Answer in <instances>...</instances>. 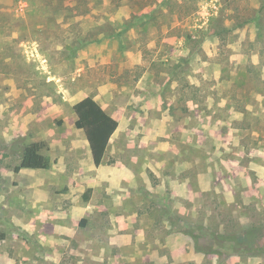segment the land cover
I'll return each instance as SVG.
<instances>
[{
  "label": "rangeland",
  "instance_id": "rangeland-1",
  "mask_svg": "<svg viewBox=\"0 0 264 264\" xmlns=\"http://www.w3.org/2000/svg\"><path fill=\"white\" fill-rule=\"evenodd\" d=\"M86 96L123 112L119 138L127 125L158 120L154 106L164 107L167 126H194L195 138L200 128V163L189 158L183 172L178 159L200 197L176 199L186 209L199 200V211L151 210L175 198L166 193L170 180L150 171L154 193L139 180L126 199L124 182L107 194L101 180L119 139L110 143L109 165L96 167L76 133L73 105ZM232 138L264 151V0H0V264H114L111 245L96 259L104 239L133 231L97 211L106 197L122 209L140 204L139 250L126 247L132 264H264L262 199L255 190L231 196L225 176H213L214 167L223 173ZM34 141L46 143L51 167L15 171ZM182 180L171 183L181 190ZM157 215L181 222L148 223ZM254 225L260 232L247 239ZM220 233L233 239L220 244L213 237ZM195 234L216 251H197ZM181 242L185 258L177 261L171 253ZM155 247L163 258L150 253Z\"/></svg>",
  "mask_w": 264,
  "mask_h": 264
},
{
  "label": "crops",
  "instance_id": "crops-1",
  "mask_svg": "<svg viewBox=\"0 0 264 264\" xmlns=\"http://www.w3.org/2000/svg\"><path fill=\"white\" fill-rule=\"evenodd\" d=\"M106 111L107 109L105 106H102ZM156 107V111H158L161 116L158 120H155V122H147L145 121L144 124H136L134 126L127 125V134L122 135L119 138V135L125 131V128L122 127L121 124V118L123 112H116L111 113L108 112L113 118H115L118 121V127L116 131L113 133V135L110 138L108 147L106 149L104 158L101 162V164L98 167H102L104 164L109 165L110 158L108 157V149L110 146V143L113 139L117 140L119 139L118 146L115 149L114 158H112V170L106 172L102 177V184L105 186L107 194L115 195V193L118 190L117 187L121 186V183L124 182L127 183L129 187H131L128 192L125 193L124 199L127 198V195H131L134 192L133 185H138L139 180H143L146 187L150 189V191L153 193L155 192L153 189L152 184V177L150 175V172H153L156 177L168 178L170 180V192L167 191L166 193L170 195L171 197L175 198V201H168L164 199L162 207H152L151 210H165L169 214L170 211H178V213H181V215H184L185 210H192L195 209L199 211L200 209V202L198 200L197 206L195 208V203L193 202L192 208H185L184 204L179 203L178 200H184L187 199L189 196H193V199L197 197L199 199L200 197V187H197V189L194 188V185L191 184L185 175L183 176L182 173L184 172V163L188 162L189 158H192L193 165L195 161L197 164L200 163V143H201V137H200V128L197 126L196 130L198 131V137L195 138L194 126H188L186 127L184 123H169V126L166 125V113L164 110V107L154 106ZM76 118V117H75ZM137 131H142L144 136L141 133H137ZM192 133V138H190V134ZM79 137L81 138V144H84V148H87L88 140L86 138V135L83 131V129H78L76 132ZM83 133L85 135V138L83 136ZM197 136V134H195ZM124 139L126 140L124 144L122 145ZM235 140V138H234ZM233 138L229 140V144L226 145V152L225 154H228L227 156H224L222 160H220L221 163L224 165V171L223 173H220V170L217 169V167H214V178H220L222 175L226 178V183L229 188V194L231 196H235L240 194L241 197H249V195L254 194V190L256 193V196L261 201L264 207V158L261 156V153H264L262 147L261 148H253L250 146H246L244 142L237 143L234 141ZM189 144L193 147H196L197 151L193 149L191 152V155L189 156V152H187L184 149V145ZM125 147L129 149L127 158L125 157ZM87 151V150H86ZM92 156V155H91ZM172 158V159H171ZM181 158V168L178 166V159ZM249 158V159H247ZM259 159V160H258ZM173 164V166H172ZM150 171V172H149ZM200 171H197V175L200 178ZM240 176L239 178L242 179L241 183L236 182V177ZM180 179L182 180L181 184V190L175 189V187L172 185V181ZM134 187V188H135ZM174 188V189H173ZM173 189V190H172ZM136 193L139 194L138 189L136 188ZM129 193V194H128ZM157 193V192H156ZM198 195V196H195ZM195 196V197H194ZM189 199V198H188ZM114 204H109L107 197L104 198V201L100 202L97 206L98 212H104V214H107L108 211L112 212V220L113 225H117L120 222H123L126 227H128L130 230L133 231V234L135 235L134 240H138L140 235L143 234L140 227L137 229L135 227L136 223H138V214L136 213L137 210L140 209V204H135L132 207H128L122 209V204H120V201L116 202L113 200ZM242 203V202H241ZM240 203V204H241ZM139 205V206H138ZM117 207H119L117 209ZM165 209H164V208ZM119 210V211H117ZM120 210H132L133 213H128L123 218H120L119 215H117V212H120ZM164 215V214H162ZM118 216V218H117ZM116 217V219H115ZM150 221V224H155L156 222H163L166 223L165 226H171L172 223L175 225H178L181 220L179 218H160L159 215L155 217H152L148 220V223ZM173 221V222H172ZM133 234L130 233L129 235H123L122 234H111L112 239H104L102 243V249H100V254H97L96 259H105V252H107V248L111 245L113 251L116 250V253L109 254L108 257L112 258L114 260V264H122V260L128 261V264L133 263L132 257L126 253V247H129V249L139 250L138 244H136L133 241ZM181 247L179 248L178 245L172 250L171 257L178 260H182L185 258L183 254V242H181ZM158 247L153 248L150 253L156 252ZM87 254H90V251H84ZM147 254V252H144ZM158 257H162V248L159 250ZM193 253V252H192ZM167 254V253H166ZM194 255L196 254V251H194ZM128 257V258H127ZM145 259H148L147 257H150L149 254L147 256H143ZM164 258L166 259L168 263V255H165ZM104 263V262H103Z\"/></svg>",
  "mask_w": 264,
  "mask_h": 264
},
{
  "label": "trees",
  "instance_id": "trees-1",
  "mask_svg": "<svg viewBox=\"0 0 264 264\" xmlns=\"http://www.w3.org/2000/svg\"><path fill=\"white\" fill-rule=\"evenodd\" d=\"M76 115L75 124L83 129L89 143L93 164L98 167L105 155L109 141L118 127V121L113 118L102 105L91 96H86L73 105ZM46 147L43 141H34L27 143L22 151L21 161L15 166V171L22 168L31 169H49L52 165V158L42 150ZM91 188L84 195V199H89ZM85 221V220H84ZM260 228L257 225L246 228L244 234L247 239H253L258 236ZM214 240L219 243L233 239V236L220 233L214 235ZM200 235H193L194 247L197 251L210 253L216 250L206 247L200 242Z\"/></svg>",
  "mask_w": 264,
  "mask_h": 264
}]
</instances>
